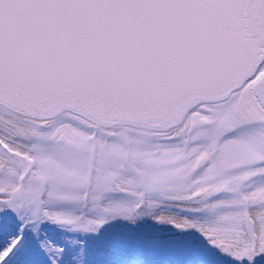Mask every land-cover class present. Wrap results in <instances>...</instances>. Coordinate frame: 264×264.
<instances>
[{"label": "snow or ice", "instance_id": "snow-or-ice-1", "mask_svg": "<svg viewBox=\"0 0 264 264\" xmlns=\"http://www.w3.org/2000/svg\"><path fill=\"white\" fill-rule=\"evenodd\" d=\"M0 264H264V0H0Z\"/></svg>", "mask_w": 264, "mask_h": 264}]
</instances>
